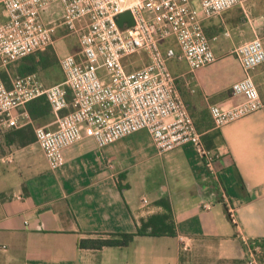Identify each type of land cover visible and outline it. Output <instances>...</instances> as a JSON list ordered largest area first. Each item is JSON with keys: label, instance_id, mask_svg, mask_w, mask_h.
<instances>
[{"label": "crops", "instance_id": "obj_1", "mask_svg": "<svg viewBox=\"0 0 264 264\" xmlns=\"http://www.w3.org/2000/svg\"><path fill=\"white\" fill-rule=\"evenodd\" d=\"M251 1L231 21L223 13L203 23L214 64L192 72L175 50L170 73L181 103L202 137L219 134L211 150L201 137L214 157L211 167L191 145L160 154L141 131L101 149L84 137L63 150V166L52 171L34 129L55 130L71 109L55 114L49 107L35 120L27 105L13 111H25L30 124L0 127V264H247L251 254L263 264L264 251L252 243L264 240V64L245 72L234 54L254 39L264 46V11ZM43 19L58 27L53 45L40 52L53 55L52 61L35 75L51 87L64 82L58 60L78 56L79 45L78 52L70 48L60 6L46 9ZM6 21L0 5V25ZM229 24L241 38L218 43L221 33L230 38ZM20 61L0 67L7 88L19 76ZM245 78L254 83L263 108L214 129L209 107L243 103L231 87ZM161 200L170 206L175 236H135L125 248H80L81 240L135 233L141 221L165 213L157 205Z\"/></svg>", "mask_w": 264, "mask_h": 264}, {"label": "built area", "instance_id": "obj_2", "mask_svg": "<svg viewBox=\"0 0 264 264\" xmlns=\"http://www.w3.org/2000/svg\"><path fill=\"white\" fill-rule=\"evenodd\" d=\"M250 0H0L7 21L0 25V67L43 52L53 45L58 25L45 23L43 14L55 5L61 8V25L77 38L78 56L58 60L63 84L45 87L35 74L16 77L7 88L0 81V127L20 128L30 124L28 114L13 111L38 98L59 114L57 128L34 129L35 143L50 170L64 164V149L91 138L101 149L146 131L160 154L191 145L211 167L214 157L202 144L192 118L181 103L175 79L168 68L176 57L195 72L216 62L204 34L203 23ZM129 12L133 25H118ZM139 54L147 62L138 70H127L125 60ZM245 72L264 64L260 39L234 51ZM128 66L133 67L135 64ZM233 96L244 102L232 107L210 106L216 130L236 123L263 108L250 78L231 87ZM68 95L71 100H68ZM143 204H147L144 199ZM208 208V205H204ZM230 215L232 210L228 209ZM255 251H259L256 248ZM247 264H258L254 255Z\"/></svg>", "mask_w": 264, "mask_h": 264}, {"label": "trees", "instance_id": "obj_3", "mask_svg": "<svg viewBox=\"0 0 264 264\" xmlns=\"http://www.w3.org/2000/svg\"><path fill=\"white\" fill-rule=\"evenodd\" d=\"M52 58L53 55H49L48 53H38L36 55L26 57L19 62L17 73L20 77L35 74L37 71L46 68L49 65V61H52ZM26 107L30 116L34 120L49 109V105L43 97L29 102ZM35 111L36 113H34ZM198 131L201 133L200 130ZM17 134H19V132ZM218 136V133H212L202 137L207 150L214 148L212 141ZM157 205L161 206L165 210V213L159 216H152L146 221H141L140 226L137 228L135 233L112 234L95 239L81 240L79 242L80 248L90 250H100L104 247L125 248L132 242L135 236H175V229L170 215L169 204L166 201L161 200L157 202ZM252 247L254 249L259 247L264 251V240L252 243ZM262 263L264 264V256L262 257Z\"/></svg>", "mask_w": 264, "mask_h": 264}, {"label": "rangeland", "instance_id": "obj_4", "mask_svg": "<svg viewBox=\"0 0 264 264\" xmlns=\"http://www.w3.org/2000/svg\"><path fill=\"white\" fill-rule=\"evenodd\" d=\"M250 4L257 6L258 8H260L261 10L264 11V0H252L250 2ZM245 7H247V5L243 4L241 6L233 8V9L225 12L224 17L227 20L231 21V20L237 18L239 16L240 11H241L240 9L241 8L244 9ZM226 30L230 33V38L225 37L223 35V33H221L220 38L218 40V43H220V42L228 43L230 40H238L239 38H241L237 35V32L234 30V28L230 24L227 26ZM68 43H70V48H73L74 52H78V48H77L78 44L76 43V38L74 36H71L68 38ZM166 46L167 47L169 46V47L173 48L174 50L177 49V46L172 39L168 40L165 44H163V48H165ZM64 54H66V53H64ZM64 54L62 56H64ZM124 62H125V65H127V70H138V69L142 68L143 65L146 64L147 57L144 54H139V55H135V56L125 60ZM130 63H133V64L136 63V64H135V66L130 67V66H128ZM168 68H169L170 72H172L173 60L169 61Z\"/></svg>", "mask_w": 264, "mask_h": 264}, {"label": "water", "instance_id": "obj_5", "mask_svg": "<svg viewBox=\"0 0 264 264\" xmlns=\"http://www.w3.org/2000/svg\"><path fill=\"white\" fill-rule=\"evenodd\" d=\"M124 23L130 27L133 25L132 17L129 12H125L119 16L118 25L122 26Z\"/></svg>", "mask_w": 264, "mask_h": 264}]
</instances>
